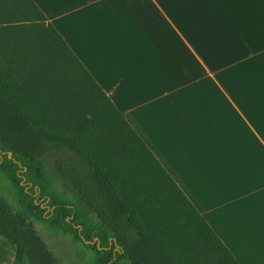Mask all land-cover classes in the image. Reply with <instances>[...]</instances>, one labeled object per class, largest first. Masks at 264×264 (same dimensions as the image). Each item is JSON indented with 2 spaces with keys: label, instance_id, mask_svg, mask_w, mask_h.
<instances>
[{
  "label": "crops",
  "instance_id": "crops-1",
  "mask_svg": "<svg viewBox=\"0 0 264 264\" xmlns=\"http://www.w3.org/2000/svg\"><path fill=\"white\" fill-rule=\"evenodd\" d=\"M33 1L238 263L264 264V0Z\"/></svg>",
  "mask_w": 264,
  "mask_h": 264
},
{
  "label": "trees",
  "instance_id": "trees-1",
  "mask_svg": "<svg viewBox=\"0 0 264 264\" xmlns=\"http://www.w3.org/2000/svg\"><path fill=\"white\" fill-rule=\"evenodd\" d=\"M0 172L14 264H63L37 222L90 264H239L33 0H0Z\"/></svg>",
  "mask_w": 264,
  "mask_h": 264
},
{
  "label": "rangeland",
  "instance_id": "rangeland-1",
  "mask_svg": "<svg viewBox=\"0 0 264 264\" xmlns=\"http://www.w3.org/2000/svg\"><path fill=\"white\" fill-rule=\"evenodd\" d=\"M71 192V191H70ZM0 193L10 204L14 205L16 200V192L9 178L0 172ZM73 195V192H71ZM61 195L64 192L61 190ZM47 203L44 204V206ZM36 229L44 238L46 243L63 262V264H90L92 251L87 249L82 243L75 241L72 236L64 235L47 225L37 222Z\"/></svg>",
  "mask_w": 264,
  "mask_h": 264
}]
</instances>
